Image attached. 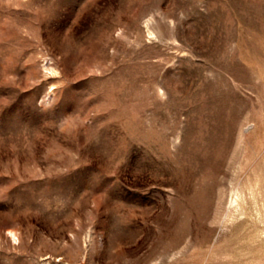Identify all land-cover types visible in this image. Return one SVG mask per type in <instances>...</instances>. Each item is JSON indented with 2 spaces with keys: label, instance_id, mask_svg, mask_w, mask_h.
<instances>
[{
  "label": "rangeland",
  "instance_id": "1",
  "mask_svg": "<svg viewBox=\"0 0 264 264\" xmlns=\"http://www.w3.org/2000/svg\"><path fill=\"white\" fill-rule=\"evenodd\" d=\"M0 264H264V0H0Z\"/></svg>",
  "mask_w": 264,
  "mask_h": 264
}]
</instances>
